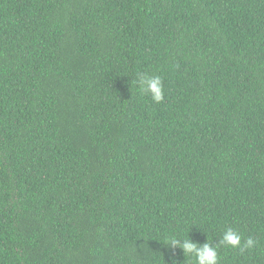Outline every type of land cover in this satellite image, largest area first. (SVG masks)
<instances>
[{"label":"trees","instance_id":"1","mask_svg":"<svg viewBox=\"0 0 264 264\" xmlns=\"http://www.w3.org/2000/svg\"><path fill=\"white\" fill-rule=\"evenodd\" d=\"M160 76L164 98L137 88ZM264 264V0H0V264Z\"/></svg>","mask_w":264,"mask_h":264},{"label":"clouds","instance_id":"2","mask_svg":"<svg viewBox=\"0 0 264 264\" xmlns=\"http://www.w3.org/2000/svg\"><path fill=\"white\" fill-rule=\"evenodd\" d=\"M136 84L141 95H149L156 103H160L163 100L164 93L160 76L139 74ZM241 240V234L232 227H227L223 231L221 238L215 243L204 242L198 244L189 238H168L170 246L181 248L183 255L186 254L195 258L196 264H219L218 247L221 245L238 248L241 252L245 249H252L256 245V241L251 237H248L243 244H241Z\"/></svg>","mask_w":264,"mask_h":264}]
</instances>
